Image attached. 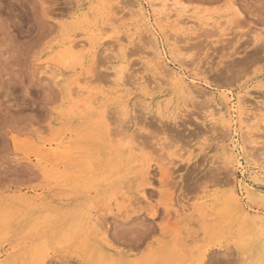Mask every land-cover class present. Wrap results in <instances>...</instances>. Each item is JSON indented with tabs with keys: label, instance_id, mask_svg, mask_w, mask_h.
Returning <instances> with one entry per match:
<instances>
[{
	"label": "rangeland",
	"instance_id": "1",
	"mask_svg": "<svg viewBox=\"0 0 264 264\" xmlns=\"http://www.w3.org/2000/svg\"><path fill=\"white\" fill-rule=\"evenodd\" d=\"M141 1L0 0V264H246L238 245L263 247L225 196L264 194V0L156 20Z\"/></svg>",
	"mask_w": 264,
	"mask_h": 264
},
{
	"label": "bare ground",
	"instance_id": "2",
	"mask_svg": "<svg viewBox=\"0 0 264 264\" xmlns=\"http://www.w3.org/2000/svg\"><path fill=\"white\" fill-rule=\"evenodd\" d=\"M106 0H104V2H105ZM145 2H146V4H148L149 5V7H153V9H151V11L150 12H148L145 8H144V5H143V3H142V1L140 2V3H138V7H137V9H136V11L134 10V12L133 13H138V14H146V17L147 16H149V17H151V18H154V20H156L157 19V17L159 18L160 17V15H162L165 19H169V16H171V13H170V15H168V13H167V11L168 10H170V11H173V15H178V14H185V11H187V9H186V6L184 5V4H182L179 0H145ZM99 3V2H98ZM100 4V3H99ZM83 5V4H82ZM81 5V6H82ZM135 6L137 5L136 3L134 4ZM77 6V5H76ZM99 6V5H98ZM135 6H134V8H135ZM154 7H158V9L156 10V8L154 9ZM92 8V7H91ZM88 9V8H87ZM104 9V8H103ZM86 10V9H85ZM85 10H83V11H85ZM74 11V10H73ZM76 11H78V9L76 10ZM79 12V11H78ZM174 12H176L175 14H174ZM80 13V12H79ZM86 13V12H85ZM92 14V13H91ZM138 14H136V15H138ZM85 15H87V14H85ZM88 15H90V14H88ZM87 15V16H88ZM80 16V15H79ZM94 16V15H93ZM91 17V15L90 16H88V17H90V19L91 18H93V20H94V18H96L95 16L94 17ZM161 16V17H162ZM75 17V16H74ZM82 17V16H81ZM84 17H86V16H84ZM87 17V18H88ZM160 17V18H161ZM162 17V18H163ZM177 17H179V16H177ZM101 18V17H100ZM163 18V19H164ZM79 19H81V18H79ZM99 19V17H97V19H95L96 21ZM109 19V18H108ZM181 20H182V18H180ZM101 20V19H100ZM105 21V20H104ZM180 21V20H179ZM183 21H184V19H183ZM182 21V22H183ZM99 22V21H98ZM102 22H103V19H102ZM101 21L99 22V23H101L99 26H95V28L92 30V29H89V30H92V31H97V32H99L100 31V34H101V32L103 33V29H105L106 30V26H104V24L102 23ZM105 22H107V21H105ZM187 22H188V20H187ZM186 22V23H187ZM93 23V22H92ZM96 23V22H95ZM184 23V25H185V21L183 22ZM94 24V23H93ZM98 25V24H97ZM87 27V26H86ZM91 27V26H90ZM83 28V27H82ZM88 28V27H87ZM148 28V27H147ZM185 28V27H184ZM84 30H85V27H84ZM103 30V31H102ZM151 30V29H150ZM81 31V30H80ZM149 31V30H148ZM83 32V31H82ZM96 32V33H97ZM105 32V31H104ZM131 32V31H130ZM152 32V31H151ZM76 34H77V32H75ZM68 34V33H67ZM74 34V33H73ZM72 34V35H73ZM76 34H75V36H76ZM80 34H81V32H80ZM83 34V33H82ZM84 34H87L86 36H85V38L82 40V42H80V43H76L75 41V43H70V44H67L68 45V47L70 48V47H83L84 48V46H86V45H92L91 44V41H93V40H91V37L89 36V34H88V31H85V33ZM94 34H95V32H94ZM131 34V33H130ZM155 33H153V35H154ZM68 35H70V34H68ZM93 36V35H92ZM97 36V35H96ZM129 36V35H128ZM156 36V35H155ZM84 37V36H83ZM82 37V38H83ZM95 37V36H94ZM93 37V38H94ZM98 37V36H97ZM148 37V36H147ZM80 38V37H79ZM81 39V38H80ZM80 41V40H79ZM95 41V44H96V39L94 40ZM70 42V41H69ZM78 42V41H77ZM94 43V42H93ZM150 43H152V42H150ZM154 44V43H153ZM152 44V45H153ZM153 46H155V44L153 45ZM76 47V48H77ZM87 47V46H86ZM93 48H94V46H92ZM174 47L175 46H173V45H170V48H169V50H165L163 47L160 49V50H156L155 49V47H154V49L156 50V52H154L155 53V55L157 56V58L161 61V63L163 62V63H165L166 65L168 64V62L170 61V59L168 58V55L171 57H173V55H172V53H174V52H176L175 50H174ZM76 48H75V50H76ZM82 48V49H83ZM168 48V47H167ZM72 49V48H71ZM77 49H79V48H77ZM81 49V48H80ZM81 49V50H82ZM88 49V48H87ZM80 50V51H81ZM85 50V49H84ZM70 51V50H69ZM83 52V51H82ZM85 53V52H84ZM87 53V52H86ZM169 53V54H168ZM94 54V53H93ZM92 54V55H93ZM78 55V54H77ZM91 55V54H90ZM91 55V56H92ZM121 55V54H120ZM156 56H155V58H156ZM172 59V58H171ZM160 65V64H159ZM46 66V65H45ZM49 66V65H48ZM122 66V65H121ZM168 66V65H167ZM165 67V66H164ZM160 68H163V66L162 67H160ZM172 68V67H171ZM58 69V68H57ZM167 69H168V67L165 69L166 71H167ZM169 71V72H168ZM166 73H170L172 76H173V79H174V81L176 82V83H178V84H181V85H183L185 88H187V87H189V86H187V81L188 82H190V83H193V82H196L195 81V79L193 78V77H189L186 73H184L183 71H181V70H178L176 67H173L172 69H169ZM163 73H165V72H163ZM115 76H117V79H121L122 77H121V72H119V71H115ZM124 75V74H123ZM122 75V76H123ZM167 75V74H166ZM169 77V76H168ZM156 78V77H155ZM71 79V78H70ZM73 79V78H72ZM82 79V78H81ZM157 79V78H156ZM79 80V79H78ZM123 80V79H122ZM80 81V80H79ZM120 81V80H119ZM143 81V80H142ZM163 81V80H162ZM63 82H64V80H63ZM70 82H72V81H70ZM69 82V83H70ZM122 83H124V81H121ZM120 82V83H121ZM119 83V82H118ZM193 86V85H192ZM195 86V85H194ZM182 87V86H181ZM190 87H191V85H190ZM189 87V88H190ZM184 89V88H183ZM72 90V89H71ZM73 91V90H72ZM74 91H76V90H74ZM73 91V92H74ZM191 91V90H190ZM64 92V91H63ZM84 90H78L77 92H74L73 94H76L77 93V95H83L84 94ZM87 93H89V92H87ZM68 94H70V93H68ZM71 94H72V92H71ZM76 95V96H77ZM85 95V94H84ZM87 96H88V99L87 100H89V102H91V103H89V104H92V101H90V99H89V97H91L90 95H88V94H86ZM70 97H72V96H70ZM85 97V96H84ZM79 98V97H78ZM86 98V97H85ZM95 98V97H94ZM79 99H81L80 101H78V100H76V101H78L79 103H78V105L79 104H82V105H86V102H87V100H82L83 98L81 97V98H79ZM93 99V98H92ZM99 100V99H98ZM97 100V97L95 98V101H98ZM81 102V103H80ZM77 103V102H76ZM94 103V102H93ZM95 103H97V102H95ZM77 105V104H76ZM81 107V106H80ZM86 107V106H85ZM88 107V106H87ZM235 111H236V113H237V117L240 119V121H242L243 119H242V116H241V112H238L237 111V109L235 108L234 109ZM76 112V111H75ZM225 112V111H224ZM229 112V111H228ZM77 115V114H76ZM229 115V114H228ZM104 116V115H103ZM261 117H264V113L261 115ZM229 118V117H228ZM104 119H105V117H104ZM240 124V123H239ZM226 125H227V129H228V127L231 125L230 123H228V122H226ZM110 132V131H109ZM109 135L110 134H113V132H110V133H108ZM40 148V147H39ZM39 148H38V150H39ZM234 149H239V151H241L240 149H242V147L241 146H237V144H233L232 146L230 145V147L229 148H227L226 149V152H225V157L226 158H228V163L229 164H231V168H233V169H236V165L235 164H238V163H240L239 162V159H238V153H234ZM45 150V149H44ZM42 151V150H41ZM238 151V152H239ZM43 152V151H42ZM236 152H237V150H236ZM39 153V152H38ZM44 153V152H43ZM41 154V153H40ZM40 157V156H39ZM42 157V156H41ZM80 158V157H79ZM225 158V159H226ZM81 161V160H80ZM80 163H82V162H80ZM225 165V164H224ZM230 167V166H229ZM52 170V169H51ZM210 171V170H209ZM233 171V170H232ZM218 172V171H217ZM216 173V172H215ZM54 174V173H53ZM73 174V173H72ZM57 175L59 176L60 175V173L59 172H57ZM58 176H56L55 177V179L54 180H57L58 179ZM64 176V175H63ZM211 176V175H210ZM51 177V176H50ZM49 177V178H50ZM62 177V176H61ZM209 177V176H208ZM224 177V176H223ZM215 178V177H214ZM51 179H53L52 177H51ZM96 181H97V179H96ZM199 181V180H198ZM250 185V184H249ZM247 183H245V182H241V189H243V192L241 191V192H239L237 189H235V188H232L227 194H226V196H225V201H228V202H230L233 206H234V208H235V212H236V214L238 215V217H240L241 218V220L244 218V219H246L247 221H249L250 223H252V224H255V226H260L261 227V231H263V234H260V236H259V234H254V230L251 232V234H250V237H251V240H255L256 238H258V237H260V239H261V241H262V244H264V215H260L257 211H253L254 209H253V206H252V204L253 203H257V201L258 200H260V199H264L263 197H264V194H262L261 192L259 193V192H257V191H255L254 190V188H252L251 186H249ZM185 188V187H184ZM185 190V189H184ZM175 192V191H174ZM184 192V191H183ZM187 193V192H186ZM240 193L242 194H244V197L247 199L246 201H247V203L246 204H243L242 203V197L240 196ZM243 196V195H242ZM220 200V199H219ZM17 202V201H16ZM244 202V201H243ZM34 206V205H33ZM254 212H256V213H254ZM49 214H51V213H49ZM47 218V217H46ZM38 219V218H37ZM253 226V225H252ZM255 228V230H256V227H254ZM251 229V228H250ZM259 231V230H258ZM40 239V238H39ZM259 239V240H260ZM260 242V241H259ZM243 243V242H242ZM256 243H258V242H256ZM259 245H260V243H258ZM247 246V245H246ZM238 247H239V252L242 254V256L244 257V258H246V264H264V245H263V247H260L259 249H255L254 250V248H252L251 246H250V248L249 249H247L245 246H243L242 244H239L238 245ZM255 247H257V246H255Z\"/></svg>",
	"mask_w": 264,
	"mask_h": 264
}]
</instances>
